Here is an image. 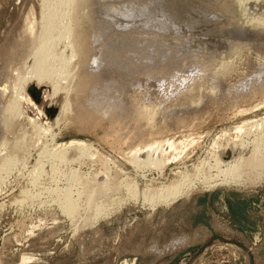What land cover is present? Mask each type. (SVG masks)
<instances>
[{"label": "rangeland", "instance_id": "rangeland-1", "mask_svg": "<svg viewBox=\"0 0 264 264\" xmlns=\"http://www.w3.org/2000/svg\"><path fill=\"white\" fill-rule=\"evenodd\" d=\"M151 1H96L87 66L96 81L77 96L66 71L81 59L67 39L47 59L53 75L16 80L55 2L0 0V264H264V168L247 171L259 174L252 182L215 177L264 137V23L246 15L253 0ZM141 109L154 121L135 118ZM152 140L165 142L153 156L161 164L144 165V151L131 164L129 151ZM74 173L118 188L91 223L83 197L72 217L59 207L85 184ZM178 181L175 198L145 202L143 190Z\"/></svg>", "mask_w": 264, "mask_h": 264}, {"label": "bare ground", "instance_id": "bare-ground-1", "mask_svg": "<svg viewBox=\"0 0 264 264\" xmlns=\"http://www.w3.org/2000/svg\"><path fill=\"white\" fill-rule=\"evenodd\" d=\"M52 1V0H51ZM55 3H50V4H54V5H46V8L44 9V12H43V17L41 15V22L42 24L40 28V30H38V33H36L37 35H35L33 38V42L31 44V49H28L27 47V51H29L28 55L30 54V56L34 59L33 62L31 63L32 66L30 68V71L25 73V74H20L21 76L18 77L16 80L19 82H22L26 79V75L30 74L32 75L33 77H35L36 79L38 80H41V79H44L46 77H50L51 75H53L52 73H55L54 70L57 69V67L54 69L53 66H49L50 62L48 61L47 63V59L50 57H52L53 59L55 58V56H53V47L55 45V42L57 43V41L59 39H67L69 40V43H70V49L71 52L75 55V56H78V58L81 59V63L79 64L80 67H78L79 69L77 71H75L73 68L72 69H68L66 72H67V80H68V84L70 85L71 83H73L71 86L73 90H75V94L78 96V93L79 95L81 94L80 92L84 93L86 92L88 89H89V85L91 86V84L95 81L96 79H94L95 77H92L94 75L91 76V74L88 72L87 67L90 63L92 62H89L91 59V53H92V50L90 48L91 47V39L89 40V32L88 30V27H90V16L92 14V11L94 10L95 8V4L97 3L96 1L97 0H53ZM100 1V0H98ZM151 1V0H150ZM238 1V0H237ZM240 1V4L242 3V0H239ZM238 1V2H239ZM252 1V0H251ZM48 3V1H46ZM152 2V1H151ZM150 2V3H151ZM243 2L245 3V0H243ZM246 2H250V0H246ZM45 3V1L43 2ZM42 3V4H43ZM158 3V2H157ZM251 3V2H250ZM248 3L249 7L247 9V12H246V15H248L249 17H251V21H255V22H258V23H264V0H253L252 1V4ZM99 4V3H98ZM149 4V2H148ZM159 4V3H158ZM239 4V5H240ZM97 5V4H96ZM146 4H144L145 6ZM151 5V4H150ZM153 5V3H152ZM151 5V6H152ZM162 5V4H161ZM243 5V4H242ZM247 5V3H246ZM247 5V6H248ZM48 6V7H47ZM154 6V5H153ZM189 6V5H188ZM63 7L66 8V12H63ZM132 7V5H131ZM150 7V6H149ZM144 8L143 10H147V11H150L152 12L151 10H153L152 8ZM187 7V6H186ZM242 7H245V5H243ZM176 8V7H175ZM173 8L174 10H179L178 9H175ZM42 9V10H43ZM134 9V8H133ZM150 9V10H149ZM244 9V11L246 10ZM172 10V9H171ZM171 10L169 11V13L171 14ZM119 11V10H118ZM131 11H132V8H131ZM131 11H128L129 12V15H130V12ZM141 11V9L139 10ZM180 11V10H179ZM177 12L178 14L180 12ZM124 12V11H122ZM134 13V15H137V13L135 14L134 10L132 11ZM138 12V11H137ZM144 12V11H142ZM174 12V11H173ZM172 12V13H173ZM131 13V14H133ZM145 13V12H144ZM143 13V14H144ZM167 13V15L169 14ZM182 13V12H181ZM187 13V12H186ZM122 14V13H121ZM142 14V13H140ZM142 14V15H143ZM170 14L168 16H170ZM175 14V13H174ZM188 14V13H187ZM124 18H126V15L123 14ZM148 15V14H147ZM166 15V16H167ZM181 15V14H180ZM178 15V16H180ZM131 16V15H130ZM177 14L175 15L176 19L180 18L178 17ZM246 16V17H248ZM65 18V20L63 19V21H66L65 23L61 22V18ZM122 17V18H123ZM132 17H134L132 15ZM130 18V19H133V18ZM138 17V16H137ZM172 17V15L170 16ZM178 17V18H177ZM243 17V16H242ZM245 17V18H246ZM82 19L84 21H82ZM243 19V18H242ZM250 19V18H249ZM249 21V22H251ZM165 24V23H164ZM167 25V24H165ZM241 31V30H240ZM237 32V31H236ZM239 32V30H238ZM235 33V32H234ZM243 33V32H242ZM241 36V35H240ZM29 46V45H28ZM93 57V55H92ZM51 58V59H52ZM79 59V60H80ZM90 59V60H89ZM49 60V59H48ZM59 62V61H58ZM52 63V62H51ZM55 63V62H54ZM60 63V62H59ZM89 63V64H88ZM95 63V62H94ZM93 63V64H94ZM62 65V64H61ZM56 66V65H55ZM58 66V65H57ZM61 67V66H60ZM62 68V67H61ZM76 69V68H75ZM24 70V69H22ZM58 72L56 71V74ZM54 74V75H56ZM58 75V74H57ZM29 76V75H28ZM53 77V76H52ZM25 78V79H24ZM24 79V80H23ZM26 81V80H25ZM93 81V82H92ZM15 82V81H14ZM67 82V81H66ZM76 82V83H74ZM92 82V83H91ZM66 84V83H65ZM20 85V84H19ZM16 86V85H15ZM261 87V86H260ZM69 88H71L69 86ZM54 89V87H53ZM71 89V91H72ZM37 91V90H36ZM33 96L35 97V99H37V93L38 92H33ZM39 94V93H38ZM26 101H29V98L25 95V98H24ZM12 104V103H11ZM66 107V106H65ZM83 108V106H81ZM66 109V108H65ZM63 109V110H65ZM140 110V109H138ZM135 111V118L141 120L142 121H146L147 122H151L154 118V112L152 110H148V109H141V112L139 111L138 112ZM143 110V111H142ZM67 111V109L65 110ZM63 111V112H65ZM84 112V111H83ZM17 107L14 106V104L12 105H9L8 106V110H7V114H9L8 116L9 117H4L5 120H7L8 118V121L10 119H14L15 115H17ZM62 113V112H60ZM90 113V111L88 112ZM87 113V114H88ZM6 114V113H5ZM86 114V113H85ZM62 116L64 115V113L61 114ZM133 115V114H132ZM7 116V115H6ZM60 116V115H59ZM58 116V117H59ZM89 116H91L89 114ZM60 118V117H59ZM82 119V118H81ZM91 119V118H90ZM4 120V119H3ZM80 120V119H79ZM83 120V119H82ZM87 120V119H86ZM12 120H10V123H11ZM81 121V120H80ZM154 121V120H153ZM7 122V121H6ZM85 122V121H84ZM261 122V120H260ZM259 122V123H260ZM5 123V121H4ZM9 123V122H8ZM6 123V125L8 124ZM13 124V121L12 123ZM256 124V123H255ZM258 124V123H257ZM8 126V125H7ZM6 126V127H7ZM10 126V124H9ZM12 126V125H11ZM258 127L261 128L262 130V134H264V121H262ZM11 128V127H10ZM12 128H14V125L12 126ZM246 128V127H245ZM257 128V126H256ZM8 129V128H7ZM248 130V129H247ZM258 130H260L258 128ZM13 131H15L13 129ZM238 132V131H237ZM241 132V131H240ZM246 134V133H245ZM249 135V134H248ZM256 136V135H255ZM260 136V135H259ZM263 137V135H261ZM262 137H259V140L261 142H258V139L255 141L257 144H254L252 143L253 145V148L251 149L252 151L250 153H248L247 156L245 157H240L239 158H232L233 160L235 159L234 162H232V164H229L228 166H226L227 168H225L224 170H220V173L219 170L217 171V174L215 175V177H222V180L223 182L225 183H233L235 181H240L242 182V180L248 182H252L254 180H258L259 179V174L258 173H255V179H253V172L255 171H258V170H261L264 168V140L262 141L260 138ZM264 138V137H263ZM241 139V138H240ZM116 140H119V138ZM159 141V140H158ZM157 140H152L149 144H147L146 146H143V147H139L138 149H135L133 151H129L128 153V157L131 164H138L139 163V154L142 153V151L145 152V158H143L142 160V163L144 165H153L154 164H161V161L160 159L156 157H153L155 155H157L160 151V149H162L163 146H165V142L163 143L161 140L158 142ZM252 141V140H251ZM126 142V141H125ZM254 142V141H253ZM263 142V143H262ZM8 144L10 145H13L11 142H9ZM168 142L166 141V146H167ZM244 144V143H243ZM80 149H82V145H78ZM247 146V145H246ZM245 146V147H246ZM170 150H174L175 151V146L174 144L170 143L168 144V146ZM244 148V147H243ZM247 148V147H246ZM168 149V148H167ZM169 150V151H170ZM242 150V149H241ZM233 151V150H232ZM246 151V150H244ZM224 152V151H223ZM234 152V151H233ZM232 152V153H233ZM238 152V151H237ZM236 152V153H237ZM126 153V152H125ZM220 153V152H219ZM163 154V153H162ZM161 154V155H162ZM242 154V153H241ZM160 155V154H159ZM158 155V156H159ZM174 155V154H173ZM232 155V154H230ZM236 155V154H235ZM245 155V154H244ZM126 156V154H125ZM166 156V155H165ZM237 156H238V153H237ZM131 157V158H130ZM153 157V158H152ZM160 157V156H159ZM217 157V156H216ZM233 157V156H232ZM166 158V157H165ZM231 159V160H232ZM216 160V159H215ZM141 161V160H140ZM221 161V160H220ZM218 162V161H217ZM0 163H1V160H0ZM166 163V162H165ZM221 165V164H220ZM1 166V165H0ZM141 166V165H140ZM155 167V166H153ZM200 169V168H199ZM207 170V169H206ZM247 171H252L251 173L253 174L252 178L250 177V173L248 175ZM209 172V171H208ZM262 172V171H261ZM75 174V173H74ZM72 174V178L70 177V179H73L74 182L80 180L78 179L79 177L77 176L78 174ZM197 174V173H195ZM208 174V173H207ZM108 176V175H107ZM106 176V177H107ZM177 176V175H176ZM180 176L182 182L185 181L186 179L188 180V178H184L185 180H183V178L181 176L183 175H179L178 174V177ZM192 176V175H191ZM198 175H194L192 177H195ZM203 176V175H202ZM261 176V174H260ZM104 177H105V174H104ZM176 177V178H178ZM184 177V176H183ZM187 177V176H186ZM190 177V176H188ZM190 177V179L192 178ZM205 177V176H204ZM203 177V178H204ZM84 178V177H83ZM86 178V177H85ZM110 178L112 177H107L108 180H111ZM175 178V179H176ZM196 178V177H195ZM200 178V177H199ZM206 178V177H205ZM78 179V180H77ZM106 180V182H108ZM76 180V181H75ZM85 180V179H84ZM95 180V179H94ZM102 182H98V184H96L97 182H93V184H88L89 182L87 181V184L85 182H81L84 184L83 187L81 188L82 190H78V192L76 193L77 194V198L73 199L72 196H71V192H62L61 195H60V199H58L59 201V207L63 210V212L72 217L74 214H77L78 212V208L79 207V204H78V200L83 197L85 199V203H86V211L87 212H91L92 214L89 215L88 217V220L89 222L91 223L92 221H94L95 219L97 220L98 216L101 215V212L102 214H105L108 209L107 208H104V203L107 202L106 200L108 199H111L113 200V198L115 197H110L109 194H111V192H118V188L116 189L115 188V185H109L108 183L106 182H103V178L101 179ZM114 180V179H113ZM179 180V179H178ZM195 180V179H194ZM207 181V179H205ZM72 181V180H71ZM99 181V180H98ZM112 181V180H111ZM110 181V182H111ZM174 181V180H173ZM177 181V179L175 180ZM174 181V182H175ZM202 182V180H200ZM79 182V181H78ZM92 183V180L90 181ZM114 183V181H112ZM172 182V181H171ZM170 183L169 186L161 189L158 191V189H153V188H149V189H146V190H143V197L146 199L145 202L148 200L150 202H155V201H168L169 199H172V198H175L176 196H178L179 194H181V191L183 190L182 187H180L182 184L181 182L178 181V183ZM189 183V181H185L184 183ZM204 182V180H203ZM80 183V184H82ZM94 183L96 185H94ZM208 184H210V181L208 180L207 182ZM206 183V185H208ZM212 183V182H211ZM245 183V182H244ZM254 183V182H253ZM252 183V184H253ZM73 184V182H72ZM77 184V183H76ZM79 184V183H78ZM117 184V183H116ZM180 184V185H179ZM191 185V182L189 183ZM205 184V183H204ZM238 184V182L236 183ZM249 184V183H248ZM251 184V183H250ZM134 185V184H133ZM186 184H184L183 186H185ZM119 186V185H117ZM116 186V187H117ZM130 186V185H129ZM163 186V185H162ZM210 186V185H209ZM71 187V186H70ZM75 187V186H74ZM126 187V186H125ZM161 187V186H160ZM67 188V187H66ZM188 188V187H187ZM80 189V188H79ZM116 189V191H115ZM129 189V188H128ZM127 189V190H128ZM133 189V188H131ZM181 189V191H180ZM189 189V188H188ZM66 190V189H65ZM68 190V189H67ZM70 190V189H69ZM129 191V190H128ZM136 191V189H135ZM131 193H133L132 191H130ZM60 193V192H58ZM128 193V192H127ZM130 193V194H131ZM142 193V192H141ZM73 195V194H72ZM133 196V195H132ZM135 196H136V193H135ZM76 197V196H75ZM118 198V197H117ZM116 199V198H114ZM82 200V199H81ZM126 200V199H125ZM109 201V200H108ZM120 202V200H119ZM122 202V201H121ZM109 203V202H108ZM113 203H114V200H113ZM118 204V202H116ZM107 204V203H106ZM115 204V203H114ZM111 205V204H110ZM107 207V205H105ZM109 208V206H108ZM107 209V210H106ZM104 211V213H103ZM108 212V211H107ZM87 220V221H88ZM88 222V223H89Z\"/></svg>", "mask_w": 264, "mask_h": 264}, {"label": "water", "instance_id": "water-1", "mask_svg": "<svg viewBox=\"0 0 264 264\" xmlns=\"http://www.w3.org/2000/svg\"><path fill=\"white\" fill-rule=\"evenodd\" d=\"M36 98H38L39 99V94L37 93V97ZM55 112V110H53V113Z\"/></svg>", "mask_w": 264, "mask_h": 264}]
</instances>
